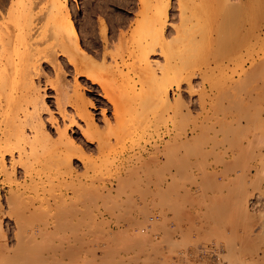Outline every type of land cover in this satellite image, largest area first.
I'll return each instance as SVG.
<instances>
[{"label":"bare ground","instance_id":"6f19581e","mask_svg":"<svg viewBox=\"0 0 264 264\" xmlns=\"http://www.w3.org/2000/svg\"><path fill=\"white\" fill-rule=\"evenodd\" d=\"M126 1L124 4L127 6L132 4V1ZM215 1V11L219 15L216 18L219 48L223 50L228 47L232 51L236 45L244 44L249 36L256 35V25L252 23L255 16L254 0H244L243 3L236 2L237 4H230L231 1L228 0ZM170 2L171 0H137L133 20L128 22L127 28L125 21H120V28L126 29H118L116 35L112 29L109 34V26L102 18L95 23L91 15H87V32H83L87 34L82 35L72 20L66 0H0V177L8 187L5 198L7 215H15L13 222L18 230L14 247L0 243V264H79L77 259L83 258L82 251L87 248L86 245L83 250L82 243L91 239L96 241L98 231L102 234V229L98 227L102 219L97 223L92 213V208H96L94 191L89 189V185L85 187L84 183L114 174L113 137L117 142L122 141L120 138L131 127L129 120L132 126L142 128L151 124L159 127L162 124L177 129L180 123L179 126L184 129L188 125L186 113L189 112L185 113L181 108L186 105L182 103L179 93L173 96L170 91L171 88L177 90L181 81H185L188 87L191 86L190 78L194 70L192 72L188 68L189 71L185 72L187 68L183 61L187 55L184 56V53H194L198 49L195 44L201 42V39L205 46L212 41V8L207 0H176L178 23L170 25L167 21ZM105 6L107 7L106 2L103 7ZM243 22H249L245 29ZM169 27L172 34L167 31ZM221 33H225L229 40L221 36ZM154 54L160 55L162 60L152 59L150 56ZM263 59H258L259 62L256 61L252 66L259 64L262 68ZM207 69V66L204 70L199 69L202 82L209 77ZM111 75L115 76V83H106V78L109 79ZM47 98H52L51 105ZM96 103H109L112 107L111 116L104 108L100 109L99 117L92 113V109H96ZM111 118L116 122L115 126L111 125ZM238 118L239 116L237 123L234 120L235 125H238ZM249 118L246 116V119ZM239 124L241 125L240 122ZM210 125L205 120L195 121L191 130L200 131L197 132L198 135L208 131L206 129L211 128ZM220 125L222 129L223 126ZM227 125L228 128L234 127L232 124ZM224 128L227 129V126ZM165 129L167 132V128ZM177 138L173 136L166 142L171 158L173 152L170 149L177 145ZM90 150L96 151L95 157L85 154ZM171 158H166L167 162L173 161L174 157ZM125 160L127 163V159ZM76 163L83 168L82 172L78 171L80 167ZM165 170L167 177H174L172 171L167 168ZM162 172L158 173L165 178ZM20 177L21 180H18ZM83 186L90 191L83 189ZM84 208L88 213H84L86 218L80 216L83 215L81 211ZM1 209L0 203V225L3 213ZM34 215L38 216L39 221L36 226L28 220ZM139 221L137 220L138 225L141 223ZM83 224L88 227L85 226L86 231L83 230ZM101 224L103 227L104 222ZM24 228L27 229L25 235L19 232ZM106 231L107 237L100 235V239L105 237L107 240L110 237L112 240L119 235L115 233V236L110 229ZM126 232L121 233L120 241L128 235L137 236L132 229ZM53 234L58 236L52 237ZM112 236L115 237L111 238ZM117 239L112 241L120 244ZM136 240V246L142 242L139 238ZM115 244L111 247H116ZM101 247L97 248L107 252ZM127 247L130 248L131 244ZM230 249L227 261L223 260L218 264H241L233 249ZM90 250L93 255L95 252L92 248ZM109 253H105V256ZM139 258L141 260L143 257ZM136 260L138 259L133 261ZM142 261L139 263H148ZM116 262L110 264H118Z\"/></svg>","mask_w":264,"mask_h":264},{"label":"rangeland","instance_id":"374dc122","mask_svg":"<svg viewBox=\"0 0 264 264\" xmlns=\"http://www.w3.org/2000/svg\"><path fill=\"white\" fill-rule=\"evenodd\" d=\"M125 1L66 0L72 20L76 23L82 35L87 34H83L84 31L87 32V15H91L90 17L95 23L100 18L106 21L110 30L109 34H111V29L116 35L118 29L123 28H120V21L124 20L127 28L128 22H131L134 18L137 0H130L132 6L124 4ZM207 1L212 8L210 20L212 41L206 43L205 46L202 42L203 39H201V42L195 44L198 49L196 48L194 53L190 51L183 52L184 56L187 55L183 61L187 68L185 72L189 69L192 72L194 70L190 78L191 88L187 86L185 81H181L177 90L171 88L170 91L173 96L179 93L182 103L186 105L185 108L184 106H181V108L185 113L189 112L186 113L188 125L183 129L178 123L177 129H172L169 128L170 125L165 127L159 124L161 126L157 127L150 122V126L147 125L142 128L132 126L131 120H129L131 127L120 138L123 142H117L113 137L114 154L112 155L115 159L113 160L112 172L114 174L84 183V185L86 184L85 187L89 185V189L94 191L96 197V200L94 199L96 204L93 202L96 208L95 206L92 208L95 220L97 223L101 219L103 221L101 220L102 222L98 223L100 226L95 225L102 229V234L98 231L97 236L99 237L96 236L99 240L94 238L97 242L91 239L89 242L86 240L85 243H82V249L84 250L86 245L87 248L82 251V253L84 252V255L81 254L83 258L77 259L79 264H86L88 261L89 264H110L115 263L117 260L116 263L118 264H140L144 256L145 260L143 261L147 262L151 259L147 264H218L220 261H227L226 256L230 255V248L233 249L235 257L241 264H264V123H262L264 121V70H262V68L264 69V63H261L262 68L258 66L259 64L252 66L256 61V63L259 62L258 59L261 61L264 58V0L252 1L255 5V16L252 18V23L256 25V35L249 36L244 44L236 45V50L232 48V51L231 48L228 50V47L224 48L225 51L218 47L216 18L219 15L215 11L217 3L215 0ZM228 1H231L230 4H237L243 3L244 0ZM105 2L108 8L103 7ZM124 15L126 18L122 17ZM167 21L171 23H168L170 25L178 23L176 0L170 2ZM248 24L249 22H243V28L248 27ZM167 31L171 33V27ZM218 34L220 35V31H218ZM221 36L224 37L225 33L223 35L221 33ZM224 38L229 40L228 36ZM235 39L237 40V37ZM220 49L221 51H218ZM150 57L162 60V57L158 54ZM251 61L253 62L251 63ZM204 66L209 69L206 71V74L209 73V75L207 74L209 77L202 82L198 72L204 70ZM249 67L251 72L248 69ZM109 77V79L106 78V83H115V76L111 75ZM238 78H242L243 81ZM213 79L217 80L213 81ZM222 80L224 81L222 82ZM219 82H221L219 85H215ZM41 84L43 83L41 82ZM198 89L200 92H197ZM48 92L51 93V90L48 89ZM232 98H234L233 101ZM47 99V102L51 105L52 98ZM96 104V109H92V113L99 117L100 109L104 108L111 116L112 107L109 103ZM238 116L241 125L239 122L238 125L234 124L237 123ZM246 116L250 118L246 119ZM201 120L211 124V128L197 135V132L200 131H192L191 126L195 121ZM234 120L236 121L234 122ZM111 121V125L115 126L116 122L113 118H111ZM220 124L223 128L227 126V129H221ZM227 124H234L233 126L237 128L233 127L232 129V126L228 128ZM164 127L167 128V132ZM173 136L178 137V143L170 149L173 152L172 156L174 158L172 157V159L171 153L166 147V142ZM205 140L206 142H203ZM122 146L124 147L122 148ZM95 153V150L85 152L86 155L92 157H95ZM167 153L169 154L167 155ZM137 155L138 160H136ZM124 157L127 159L128 164L125 163ZM166 158H171L172 163L167 162ZM76 165L78 168L80 167L78 171L82 172L83 168L78 163ZM166 168L172 171L174 177H167ZM157 171H163L165 178H162L161 173ZM18 180H21V177ZM85 187L83 189L90 191ZM7 188L2 183V177H0L1 211L5 213L1 215L0 243L4 242L8 246L10 245L11 248V246L14 247L17 241L15 234L17 235L16 231L18 230L13 222L15 215L9 213V216L6 212L8 211L5 201ZM83 192L87 191L83 190ZM253 194L260 197L256 207L249 205V199ZM81 212H83V215L80 216L86 218L87 215L84 214L87 213L86 209L84 208ZM98 212L101 214L99 215ZM130 216H133V218ZM37 217V215H34L28 220L36 226V222H39ZM131 220L136 223L133 224ZM137 220L141 221V223L139 221V225ZM103 222L102 227L101 223ZM126 225L129 227H126ZM83 226V230L86 231L85 226L87 227V225L83 224ZM106 226L112 232H114L113 229L116 230L114 235L116 236L118 233L119 235L116 237L119 236V239L115 236L111 238L115 237L114 239H117L120 244H115L116 242L112 241L114 239L111 240L110 237L105 240V237H107V235L105 236ZM136 227L140 232L136 230ZM129 228L134 232L136 230L137 236H134V234V237H129L128 235V237L125 236V241H123V238L120 241L121 233L125 234L124 232L129 231ZM19 232L25 235L27 229L24 228ZM55 235L53 234L52 237ZM100 235L105 237L100 239ZM137 238L142 241L137 244L138 247L136 246ZM126 240L127 243H125ZM105 241L108 247L104 246L106 245ZM113 243L116 246L114 248L111 247L114 245ZM125 244L129 246L131 244V247L128 248ZM90 245L92 247H89ZM54 246L56 247V245ZM97 247H101L107 252ZM90 248L95 252L93 255ZM120 248H127L128 250H124V252ZM87 249L90 250L91 258ZM111 249L113 252H111ZM108 252L110 253L107 257L105 255ZM141 256L143 258L139 260ZM130 258L138 260L133 261L134 259L131 260ZM128 259L131 261L128 262ZM93 261L95 262L93 263Z\"/></svg>","mask_w":264,"mask_h":264},{"label":"built area","instance_id":"2783aa9c","mask_svg":"<svg viewBox=\"0 0 264 264\" xmlns=\"http://www.w3.org/2000/svg\"><path fill=\"white\" fill-rule=\"evenodd\" d=\"M259 200H260V197L257 194H253L251 198L249 199V205L256 207Z\"/></svg>","mask_w":264,"mask_h":264}]
</instances>
